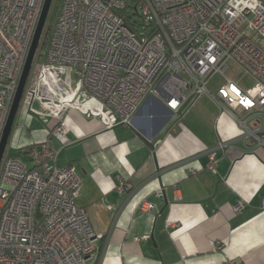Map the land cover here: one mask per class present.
Listing matches in <instances>:
<instances>
[{"label": "built area", "instance_id": "built-area-1", "mask_svg": "<svg viewBox=\"0 0 264 264\" xmlns=\"http://www.w3.org/2000/svg\"><path fill=\"white\" fill-rule=\"evenodd\" d=\"M44 1L0 0V140ZM52 5L56 19L45 25L20 108L30 111L35 98L47 96L48 71L54 76L69 70L77 77V91L59 103L99 117L106 128L131 123L147 96L177 112L190 96L208 94L239 122L245 138L264 146V0H53ZM230 59L255 79L251 89L225 75ZM215 74L225 82L212 92L208 84ZM242 112L260 125L250 128ZM50 133L62 147L70 144L63 120ZM29 155L27 161L5 153L0 165V264H90L97 235L88 211L77 203L79 170L58 167L49 140L34 145ZM209 158L215 170L216 149Z\"/></svg>", "mask_w": 264, "mask_h": 264}, {"label": "crops", "instance_id": "crops-1", "mask_svg": "<svg viewBox=\"0 0 264 264\" xmlns=\"http://www.w3.org/2000/svg\"><path fill=\"white\" fill-rule=\"evenodd\" d=\"M52 74L45 77L49 89ZM201 98L178 115L147 96L131 123L113 128L62 103L42 127L22 107L6 153L12 141L13 156L30 161V149L20 150L49 140L58 167H77L83 178L77 203L97 235L90 264H264V146L245 138L212 97L198 108ZM241 116L252 129L260 125L250 113ZM60 120L70 140L64 147L50 133ZM143 203L153 208L144 210Z\"/></svg>", "mask_w": 264, "mask_h": 264}, {"label": "rangeland", "instance_id": "rangeland-1", "mask_svg": "<svg viewBox=\"0 0 264 264\" xmlns=\"http://www.w3.org/2000/svg\"><path fill=\"white\" fill-rule=\"evenodd\" d=\"M53 14V5L50 9L49 16L47 19V24H49L51 20V15ZM56 19V16L54 14V19L52 20V24L54 23ZM228 69L225 72V75L230 77L231 79L239 82L241 86H243L245 89L249 90L255 85V79L252 78L250 75L246 74L244 70L232 59L227 61ZM53 88L49 89L46 93V97L41 98H35L33 102L31 103L30 111L25 109V114L30 112V114L34 117L35 121L39 123V126H49L55 117L56 112L58 111V106L60 105V99L58 98L60 94L66 95V94H75L77 91V77L74 75L72 71L69 70H59L55 72L53 76ZM224 78L220 74H215L209 81L208 88L210 91L216 92L219 88V86L223 83ZM201 100L198 103V108H201L203 106H208V104L211 102V97L208 94H202ZM47 100L46 102L44 101ZM198 99V98H197ZM58 103V104H57ZM24 108H20L15 122L19 120L20 114ZM42 117H45L47 119V123H44L42 121ZM13 131V130H12ZM12 142V141H11ZM9 145L8 153L10 156H13L14 153H16V149L13 148V145Z\"/></svg>", "mask_w": 264, "mask_h": 264}, {"label": "water", "instance_id": "water-1", "mask_svg": "<svg viewBox=\"0 0 264 264\" xmlns=\"http://www.w3.org/2000/svg\"><path fill=\"white\" fill-rule=\"evenodd\" d=\"M52 3H53V0H45L44 1V5H43V9H42V12L40 15V19H39V22H38V25H37V28H36V31H35V34H34V37H33L29 52H28V56H27V59L25 62V66H24L22 75H21L20 80H19V84H18L16 93L14 95L13 102L11 104V108H10L4 129H3V133L1 136V140H0V165H1L2 159L6 153V150H7L9 138H10V135H11L12 130H13V126L15 123L17 113H18L19 108H20V102H21V99H22V96H23V93L25 90L26 82H27L28 76H29L31 68H32V64H33V60H34L36 51L39 47L43 31L45 29V25H46V22H47V19L49 16V12H50ZM194 101H195L194 96H190L187 99V101L182 105V107L177 111V114L182 115L193 104ZM203 201L204 200H199L197 202L201 203Z\"/></svg>", "mask_w": 264, "mask_h": 264}, {"label": "trees", "instance_id": "trees-1", "mask_svg": "<svg viewBox=\"0 0 264 264\" xmlns=\"http://www.w3.org/2000/svg\"><path fill=\"white\" fill-rule=\"evenodd\" d=\"M54 14H55V11H54V8H53V14L51 15V20L54 19ZM33 146H28V147H25L24 149L20 150L21 152L22 151H26L25 154L28 153V150L31 149ZM19 156V154H16L15 157Z\"/></svg>", "mask_w": 264, "mask_h": 264}]
</instances>
